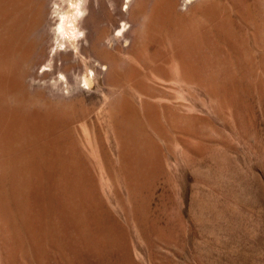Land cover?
I'll use <instances>...</instances> for the list:
<instances>
[{
  "label": "rangeland",
  "instance_id": "obj_1",
  "mask_svg": "<svg viewBox=\"0 0 264 264\" xmlns=\"http://www.w3.org/2000/svg\"><path fill=\"white\" fill-rule=\"evenodd\" d=\"M116 1L0 51V264H264V0Z\"/></svg>",
  "mask_w": 264,
  "mask_h": 264
},
{
  "label": "bare ground",
  "instance_id": "obj_2",
  "mask_svg": "<svg viewBox=\"0 0 264 264\" xmlns=\"http://www.w3.org/2000/svg\"><path fill=\"white\" fill-rule=\"evenodd\" d=\"M47 1L48 2L52 1L53 5L54 4L58 5V0H0V16H2L3 21L5 20L4 21L5 24L2 28L4 31V34L0 38V51L8 54L9 50L10 49L12 50V48H10V47L12 46V44L14 42L13 40H16V42H17V40H19L18 41L19 44L21 46L23 45L22 48H24V49H22L21 46L19 45L20 46L19 48H21V49L18 48V50H21V51H20V54H18L17 61L20 62V64H23V62H25L24 64L28 65V63L30 62L29 58L32 55L33 49H34V40L33 41L32 40H30V41L26 40L25 41V39H26L27 35H32L34 30H36L38 28L41 29V26L44 25L43 22L46 20V19L44 20V17L46 15V9H47L46 3H47ZM69 3L71 6L73 5L71 10L67 9L68 12L70 11V14L72 16V18L70 19V21L72 23L71 28L75 29V31L72 32L73 35L76 36L77 34H80L81 31L82 32H85L86 30L88 31V33L86 34V39L89 40V41L86 40L88 42L87 47L83 46V42H80L79 44L77 43L78 48H80V54H81V56L85 55V59H89L91 57V55L86 56L87 53H91V52L94 53L95 51L105 49L104 40L100 36L102 32H100V34H99L100 37L98 36L99 38L98 37L92 38V32H94L92 30L95 28L98 29V27L101 29L102 28L106 29V27L109 26V23H111L112 25H114L116 23L115 20L113 19V17L111 16L112 15L110 12L111 7H117V11L115 10L116 11L115 15L119 17L121 25H118V27H120V29L124 26V24H126V23L130 24L131 23V18L129 17L130 15L128 14L130 12L128 11L127 14L122 13L121 10L119 9V6H117V4H116L117 3L116 0H69ZM134 3H136V2H134ZM58 11H60V10H58ZM79 13H82L83 15H82V17H80V20H77ZM67 14L69 15V13H67ZM84 14H85V16H84ZM63 19H64V16H63ZM66 19H67V17H66ZM65 21L67 22V20H65ZM46 23H47V21H46ZM141 23L144 24V22H141ZM106 30H105V32H106ZM103 33H104V31H103ZM67 34H70V33L68 32ZM90 34H91V37L88 36ZM24 41H25V43H24ZM17 47H18V44H17ZM17 47H16V49H17ZM38 53L39 52H37V54ZM40 53H41V56L43 59L42 54H45V53H43V51H41ZM62 54H61V56H62ZM61 56L59 59L61 62L60 68H58L56 66V63H54V65L52 66V69L55 71L65 70V72H66L67 70H70L71 72H73V75H75L76 71H79V74H81V66L82 67L83 66L88 67V66H91V64H92L91 62L84 61L81 65L79 61L75 62L72 60V54H70V53H66V56H64L62 58H61ZM46 59H47V57H46ZM113 59H114V57H113ZM37 60H39V59H37ZM43 60L40 61V63L43 62ZM94 61H96L99 64L106 62V61L99 59L97 57H94ZM37 63H38L37 65H39V61ZM24 64H23V66H24ZM26 65L24 66L26 68V69L24 68L25 70L28 69L27 68L28 66H26ZM23 66H22V68H23ZM31 66H33V65H31ZM109 72H110V70H109ZM20 75H21L20 80H22V77H25V76H22V73H20ZM23 75H24V70H23Z\"/></svg>",
  "mask_w": 264,
  "mask_h": 264
}]
</instances>
